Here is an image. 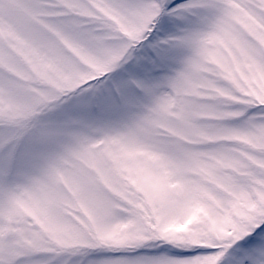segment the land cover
I'll return each mask as SVG.
<instances>
[{
	"label": "snow or ice",
	"instance_id": "1",
	"mask_svg": "<svg viewBox=\"0 0 264 264\" xmlns=\"http://www.w3.org/2000/svg\"><path fill=\"white\" fill-rule=\"evenodd\" d=\"M0 264H264V0H0Z\"/></svg>",
	"mask_w": 264,
	"mask_h": 264
}]
</instances>
